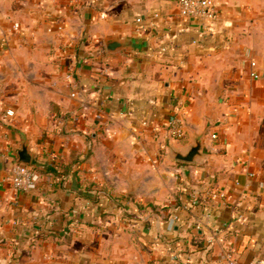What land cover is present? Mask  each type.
Returning a JSON list of instances; mask_svg holds the SVG:
<instances>
[{"label":"crops","instance_id":"obj_1","mask_svg":"<svg viewBox=\"0 0 264 264\" xmlns=\"http://www.w3.org/2000/svg\"><path fill=\"white\" fill-rule=\"evenodd\" d=\"M178 1L0 0V264H264V0ZM20 132L35 192L5 181Z\"/></svg>","mask_w":264,"mask_h":264},{"label":"built area","instance_id":"obj_2","mask_svg":"<svg viewBox=\"0 0 264 264\" xmlns=\"http://www.w3.org/2000/svg\"><path fill=\"white\" fill-rule=\"evenodd\" d=\"M75 1L78 2L79 0ZM178 7L180 16L183 18H198L208 22L215 21L217 18V8L214 0H179ZM13 29L14 31H18L20 26L16 24ZM162 52H166V49L163 48ZM251 65L256 67V63H252ZM251 76L256 80L260 78L259 74L256 73H253ZM73 97H76V95L74 94ZM7 116L13 117L14 112L8 111ZM167 129L172 140L180 141L185 137V124L179 115H173L169 119ZM212 138L216 139V135H213ZM5 181L10 183L17 191L30 193L37 191L40 174L31 165H14ZM214 198H225V195L223 193H215ZM225 260L227 264H236L232 253L227 254Z\"/></svg>","mask_w":264,"mask_h":264},{"label":"water","instance_id":"obj_3","mask_svg":"<svg viewBox=\"0 0 264 264\" xmlns=\"http://www.w3.org/2000/svg\"><path fill=\"white\" fill-rule=\"evenodd\" d=\"M139 41L137 39H126L120 41L118 39H111L105 43V48L108 53H113L125 49H137ZM21 146L17 152V160L14 165H28L33 161L34 153L31 151L30 142L27 135L20 132ZM172 155L177 162L185 164H196L205 158L204 134L197 135L193 138L192 143L185 150H171ZM5 169L4 161L0 157V177Z\"/></svg>","mask_w":264,"mask_h":264}]
</instances>
